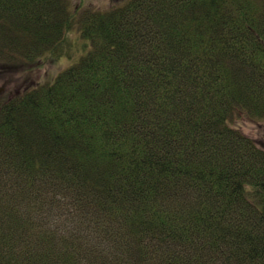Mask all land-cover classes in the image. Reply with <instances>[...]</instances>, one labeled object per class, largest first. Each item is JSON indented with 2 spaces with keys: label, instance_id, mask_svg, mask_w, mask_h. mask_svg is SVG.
I'll return each mask as SVG.
<instances>
[{
  "label": "trees",
  "instance_id": "16d2710c",
  "mask_svg": "<svg viewBox=\"0 0 264 264\" xmlns=\"http://www.w3.org/2000/svg\"><path fill=\"white\" fill-rule=\"evenodd\" d=\"M71 2L0 0L1 82L72 60L0 96V264H264V0Z\"/></svg>",
  "mask_w": 264,
  "mask_h": 264
},
{
  "label": "rangeland",
  "instance_id": "374dc122",
  "mask_svg": "<svg viewBox=\"0 0 264 264\" xmlns=\"http://www.w3.org/2000/svg\"><path fill=\"white\" fill-rule=\"evenodd\" d=\"M115 0H72L71 5L74 7V9L79 10V13H83L87 9L92 10H99V11H105L108 10ZM72 41H78L79 49L77 51L75 46V53L74 55V62L76 59L82 54V46L85 43V40L82 38L81 33L79 30H75L73 33L70 34ZM72 63V60L68 57H64L60 60H48L45 59L41 62V65L39 67H32L31 72H28L29 68L31 66H27V76L23 74V72H19L17 75L16 73H11L13 79L11 84H5L0 81V96L5 91L8 92V95L14 96L18 93H21V90L23 87H25L26 80L27 85L30 82L36 83H43L45 81H50L53 79L58 73L66 69L70 64ZM8 73L5 75H1L2 80L4 76H7ZM5 81V80H4ZM5 84V85H4ZM8 85V86H7ZM5 86V87H4ZM7 87V89H6ZM19 91L18 93H16ZM233 124H237L242 128V130L251 138L257 140V141H263L264 140V122L262 124H256L248 119L241 117H236Z\"/></svg>",
  "mask_w": 264,
  "mask_h": 264
}]
</instances>
